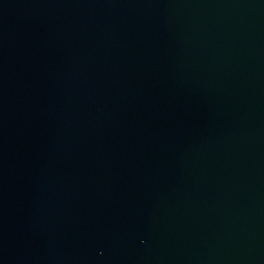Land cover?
Listing matches in <instances>:
<instances>
[{
  "label": "water",
  "instance_id": "95a60500",
  "mask_svg": "<svg viewBox=\"0 0 264 264\" xmlns=\"http://www.w3.org/2000/svg\"><path fill=\"white\" fill-rule=\"evenodd\" d=\"M0 264H264V0H0Z\"/></svg>",
  "mask_w": 264,
  "mask_h": 264
}]
</instances>
